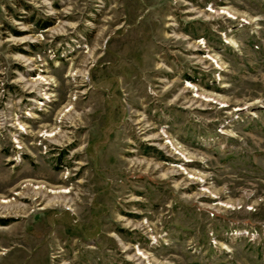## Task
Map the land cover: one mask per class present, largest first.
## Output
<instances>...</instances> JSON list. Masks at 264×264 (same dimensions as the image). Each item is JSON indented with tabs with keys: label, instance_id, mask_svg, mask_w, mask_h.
<instances>
[{
	"label": "rangeland",
	"instance_id": "obj_1",
	"mask_svg": "<svg viewBox=\"0 0 264 264\" xmlns=\"http://www.w3.org/2000/svg\"><path fill=\"white\" fill-rule=\"evenodd\" d=\"M0 200V264H264V0H0Z\"/></svg>",
	"mask_w": 264,
	"mask_h": 264
},
{
	"label": "bare ground",
	"instance_id": "obj_2",
	"mask_svg": "<svg viewBox=\"0 0 264 264\" xmlns=\"http://www.w3.org/2000/svg\"><path fill=\"white\" fill-rule=\"evenodd\" d=\"M26 181H28V180H26ZM25 183V182H24ZM29 186H30V183L29 184H25L23 187L24 188H26V189H28L29 188ZM43 187L42 186H36L35 187V189H39V192H40V190L42 189ZM49 192H52V193H58V194H60V195H57V197H65V195L64 194H66L67 192H68V189H60V190H58V191H49ZM1 201V200H0ZM8 201L9 200H6V199H2V202L3 203H8Z\"/></svg>",
	"mask_w": 264,
	"mask_h": 264
}]
</instances>
